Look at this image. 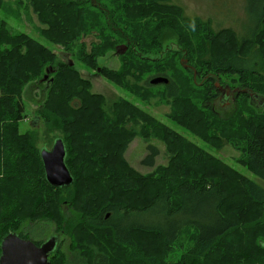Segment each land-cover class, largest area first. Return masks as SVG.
<instances>
[{
	"label": "trees",
	"instance_id": "1",
	"mask_svg": "<svg viewBox=\"0 0 264 264\" xmlns=\"http://www.w3.org/2000/svg\"><path fill=\"white\" fill-rule=\"evenodd\" d=\"M3 1L0 0V9ZM252 1L258 8L252 13L246 10L244 31L238 34L231 28L213 30L207 24L202 31L196 26L193 31L185 22L189 33L180 34L184 51L189 57L206 56L202 63L208 77H194L180 61L178 68L185 69L190 77H171L158 71L155 74L167 78L166 83H158L164 86L161 97L170 101L172 107L166 116L218 149L226 142L232 145L239 152L234 157L236 162L262 183L249 180L230 165L196 150L194 143L127 99L117 98L105 111L103 96L90 91V81L79 75L72 59H64L76 50L78 59L93 69L97 57L114 47V40L126 39L127 49L118 55L127 60L116 72L102 67L100 73L148 101L156 93L140 84L142 77H136V69L143 73L148 59L143 58L138 66L128 54L142 56L134 43L158 42L166 27L179 35L174 13L179 17L182 10L177 5L168 4V0H29L42 25L39 35L52 45L62 46L58 53L28 33L12 30L0 16V242L7 233L17 232L38 243L60 229L72 242L82 243L89 237L82 227L93 225L110 228L113 240L123 246V261L130 264H203L208 260L209 264H264V239L255 245L251 240L249 252L253 256L249 259H237L236 247L230 246L234 252L229 254L235 257L226 263L222 262L224 256L229 258L226 254L214 260L219 247L213 245L217 241L222 248L223 235L232 229L240 228L236 235L243 239L252 238L250 232L264 234V108L244 117L239 115L245 113L243 108L248 104L254 107L247 91L264 97V0ZM170 11L171 17L167 15ZM88 35L99 40L89 50L81 40ZM181 59H186V55ZM188 63L197 74L201 73ZM46 70L49 74L43 85L45 99L38 114L47 123L56 118L59 126L65 128L61 138L73 182L63 187L46 181L34 131L19 129L26 117L21 98L24 87L28 82H38ZM222 75H239L230 78L229 83L236 84L232 88L247 90L237 93L236 108L225 116L215 113L211 106L218 96L215 82L221 86H225L222 82L227 83L222 81ZM198 78L200 84L196 83ZM194 123L205 127L206 133L192 128ZM213 124L224 129L210 132ZM218 130L224 131L216 134ZM136 135L164 141L169 162L144 175L130 167L123 152ZM149 148L150 153L141 162L154 166L156 151L153 146ZM187 153L191 156H185ZM202 160L213 162V166L198 169ZM141 185L148 187L144 196L140 194ZM227 189H231L232 200L240 198L237 206L232 202L233 216L222 211ZM125 195L136 201L130 204L128 199L125 203L121 198ZM61 204L72 205L73 219L77 212L76 218L85 221L76 222L69 231V216L61 210ZM239 213L242 220L236 219H240ZM26 223H30L29 228H25ZM189 227L195 230L194 240L185 249L189 250L182 260L166 262L168 252ZM142 234L150 239L141 240ZM153 235L160 237L154 243ZM114 245L117 243L113 249ZM141 252L147 256L142 260ZM55 253L56 249L50 255V264H68L65 256L52 259ZM106 254L100 242H92L83 257L77 256L83 264H110Z\"/></svg>",
	"mask_w": 264,
	"mask_h": 264
},
{
	"label": "rangeland",
	"instance_id": "2",
	"mask_svg": "<svg viewBox=\"0 0 264 264\" xmlns=\"http://www.w3.org/2000/svg\"><path fill=\"white\" fill-rule=\"evenodd\" d=\"M91 3H93V0H89ZM168 4L177 5L181 8V16H176L174 13L175 23L180 27L179 35H176V32L174 29L165 28L164 34L159 35L158 42H151V43H134L136 51L140 52L142 56L134 55L132 57L131 54H127L131 56L129 60H133L139 64H142L144 61L143 58L148 59L145 64L147 65V68L145 69V73H141V70L138 68L136 77H142L140 78V84H142L145 87H150L156 95L154 97H151L148 101L141 100L137 98L134 94H131L130 92L124 90L122 87L117 86L113 81L109 80L105 76H103L100 71L102 67H106L111 70L118 71V68L122 66V62H125L127 59H123L120 57L122 52H118L116 47L118 45L123 46L126 44V39H116L113 42L114 47L112 49H109L106 51V53L102 56L97 57V64L96 67L93 69L88 68L86 65H84L79 59H78V53L76 50H71V55H65L64 59L67 60L68 58L72 59V62H74V65L76 69L78 70V73L81 77L86 78L90 81V91L93 93H99L104 98V106L103 108L105 111L109 110V106L111 103L116 100L117 98H124L129 100L131 103L139 107L140 109L144 110L151 116H153L157 121H159L161 124H164L168 128L175 130L179 135L184 136L189 141L194 143L196 145V150L208 155L213 160H218L223 164L230 165L233 167L236 171H238L242 176L246 177L249 180L257 181L258 183H262L252 172L247 170L242 165L238 164L234 157L238 155V150H236L232 145L229 143H225L221 149H218L211 144H207L202 140L200 137H198L196 134H194L189 129L182 127L178 125V123L171 118L166 116V113H171L172 107L170 104V101L167 102L164 97H161V93L164 90V86L161 84H153L149 83V79L159 76L160 74H155L156 71L166 73L170 75L171 77H190L189 73L185 69H179L180 64L179 61L182 58V56L186 55V59L188 62H191L193 66H196V69H199L201 71V74L204 75L206 73V68H203L205 65L202 62H206V56L202 54L203 56L197 57V55H193L189 57L187 56V52L184 51V42L180 41V34L182 33H189L188 30H186L187 23L192 24L195 23L196 28L199 27L200 31L203 30L205 25L207 24L210 29L218 30L221 28H231L235 33H241L243 30V23L246 21V10L250 11L251 13L256 11L258 8V5L256 2L252 0H168ZM90 4V2H88ZM173 11H170L167 15L171 17ZM0 16L3 17L9 27L14 31H23L31 35L32 37L40 40L47 46L51 47L52 50H54L56 53H58L59 50L62 49V46L60 45H52L48 41H46L43 37H41L38 33L39 27L42 25L37 21L35 13L32 11V8L29 5V0H4L3 1V7L0 9ZM187 22V23H185ZM195 28V29H196ZM115 37L112 36V38ZM81 40L85 42L86 49L89 50L93 44L98 43V38L93 35L88 36H82ZM141 48H143L141 51ZM63 50V49H62ZM154 61V62H153ZM71 62V64H72ZM153 62V63H152ZM124 64V63H123ZM154 64V65H153ZM155 65H158L155 69ZM183 67V66H182ZM184 68V67H183ZM158 69V70H157ZM162 69V70H160ZM49 74V73H48ZM44 75V74H43ZM155 75V76H154ZM222 81H227V83L222 82V85H228L230 88L233 86H236V84L229 83L230 78L233 77H240L239 75H222ZM246 77H253L250 75H246ZM34 80V79H33ZM47 78L43 79V76L38 78V82L32 81L28 82L24 90L22 92L21 98L23 100L24 106H25V114L26 117L20 122L19 129L20 131L24 132L27 130H33L34 131V142L37 147L42 148V146L50 147L52 144V141L55 137H62L64 136L65 128L60 124L59 121L56 118H50L48 120V123L44 121L40 115L38 114V110L42 109V105L45 99V89L43 88V85L46 83ZM196 83H201V79L198 78ZM152 85V86H150ZM170 99V97H168ZM223 98V97H222ZM234 100V99H233ZM228 105L225 102H222L221 99H218V96L215 98V100L212 101L211 106L214 109L215 113H218L219 115L225 116L226 114L230 113L232 110L236 108V103H238V97L232 101V97H228ZM260 103H264V97H260V100L257 99L256 101H253L252 107L250 104H248L246 107L243 108V111L245 113L239 114L241 117H244V115H250V113H254L257 108L263 109V107L259 106ZM35 117V118H34ZM190 125V124H189ZM194 129H199L200 133L204 134L206 133L207 129L204 127L202 128L198 123H194L190 125ZM223 126L216 124H213L210 127V132L214 131L215 129H222ZM224 129V128H223ZM224 130H218L216 134H220ZM215 132V131H214ZM149 146H153L155 148L156 154L154 155V166H148L143 164L141 161L150 153ZM185 156L190 157L191 153H187ZM123 157L125 158L127 164L132 167L135 171L139 172L140 174H147V173H153L156 171V167L158 165L165 166L169 162L170 153L167 149V146L164 141H162L159 138L154 137H143L141 135L134 136L128 143L126 149L123 152ZM202 160L200 163H203L202 165L199 163L198 169L202 168L203 166L205 168L206 165L213 166V162H209ZM141 175V176H143ZM147 185H141L140 194L141 196H144L145 192L148 190ZM231 189H227L226 192V201L222 207V211L224 214L228 216H233L232 214L235 212V208L232 202L235 204L238 203V198L235 200H232L233 195L230 193ZM119 193V191H118ZM139 194V195H140ZM241 196H243L241 193H239ZM147 196V195H146ZM124 202L126 203L128 199H131L130 204H133L134 198L132 196L125 195L124 197H121ZM70 204H61V210H63L65 215L69 216L68 227L69 231H71V226H75L76 222L80 223L85 220L77 219L76 217L79 216V213L76 212L75 219H73V215L71 214V208ZM237 206V204H236ZM264 206V204L262 205ZM238 214V213H237ZM72 215V216H71ZM239 217H236L237 220H242V213H239ZM71 218V219H70ZM30 223H26L25 228H29ZM52 226V224H51ZM54 227V226H53ZM93 227V228H92ZM88 232L89 237L87 239H84L82 243H76L72 242L71 237L67 235V233L64 230L58 229L56 230L59 242L56 247V253L53 255L52 259L54 257H66V260L68 261V264H83L82 258L80 259L79 256H82L84 253V250L87 249L88 245L93 243H99L102 245V248L105 251V254L109 258L110 264H130L129 262L126 263L125 260L123 261L122 255V248L123 246L118 243L117 241L113 240L112 234L109 227L105 228H99L94 227L93 225H89L87 227L84 225L82 227ZM92 228V229H90ZM240 228L238 229H232L230 232L223 235L222 239V248H220L217 241L213 242V245L217 248V251L215 252V258L214 260L218 259L220 257V254H226L229 256L223 257L224 263L228 262L230 259L233 262L234 261V254H229L230 251H233L230 249V246H235L237 253V259L241 256H246V259L251 258L253 255L251 252L252 242L255 243L258 240L264 239V234H258V233H251L252 235L250 238L249 236H246L245 239L243 237H239L236 235L238 233ZM263 228L261 229V231ZM53 230H51L52 232ZM151 234V233H150ZM254 234V235H253ZM239 235V234H238ZM47 235L46 237H48ZM141 240L147 241L150 238L146 237L142 234ZM195 237V230L193 228H185L183 232L180 234V238L175 243L172 250H170L167 254V257L165 259L166 262L168 261H178L182 260L184 257V253L187 252V249ZM45 237H43L44 239ZM158 235H153L151 242L154 243L159 240ZM230 239H235V241H231ZM243 239V240H242ZM140 240V241H141ZM139 241V242H140ZM246 241V242H245ZM117 243V246L114 245L115 249H113V244ZM217 242V243H216ZM224 245V246H223ZM141 247V246H140ZM72 248V249H71ZM78 248V251L80 249L82 251L75 252L73 249ZM142 248V247H141ZM143 249V248H142ZM148 252V251H147ZM159 252V250H158ZM75 253V254H74ZM263 254V252H262ZM83 257V256H82ZM141 260L145 256V253H140ZM149 257V256H148ZM154 258V257H153ZM236 259V260H237ZM222 260V259H220ZM210 260L206 262H203V264H209ZM60 264V263H59ZM138 264H144L139 262Z\"/></svg>",
	"mask_w": 264,
	"mask_h": 264
},
{
	"label": "water",
	"instance_id": "3",
	"mask_svg": "<svg viewBox=\"0 0 264 264\" xmlns=\"http://www.w3.org/2000/svg\"><path fill=\"white\" fill-rule=\"evenodd\" d=\"M123 47L125 48L126 46L123 45ZM48 73L49 71L46 70L43 79L47 78ZM166 82L167 78L163 76H156L150 79V83L153 84ZM215 85L218 86L221 93H227V96L229 95L228 90L236 93L247 91L237 87L231 89L228 85L221 86L217 81ZM247 92L252 104L253 101L260 100V96L252 91L249 90ZM233 99L235 100V97ZM263 105L264 103H260L258 107H263ZM39 154L43 164L45 179L51 186L63 187L73 182L72 174L65 163L66 150L61 137H55L50 147L42 146V148H39ZM57 241V234H53L37 245L31 239L19 236L17 232H9L0 242V264H50L49 255L55 251Z\"/></svg>",
	"mask_w": 264,
	"mask_h": 264
},
{
	"label": "flooded vegetation",
	"instance_id": "4",
	"mask_svg": "<svg viewBox=\"0 0 264 264\" xmlns=\"http://www.w3.org/2000/svg\"><path fill=\"white\" fill-rule=\"evenodd\" d=\"M122 48H124V47H123V46H120V45H118V46L116 47V49H117L118 52H120V51L122 50ZM126 49H127V47H125L122 51L124 52ZM133 51H135V50H133ZM123 52H122V53H123ZM135 52H136V51H135ZM137 53H138V52H137ZM180 62H181V64H182V66H183L186 70H189V71L191 70V71L193 72L194 77H208V76L205 75V74H204V75H202L201 73H198V74H197L196 71L193 70V68L191 67V64L188 63L187 59H180ZM217 91H218V99H221L222 102H225V100H226V104L228 103L227 100H228V97H229V96H231V97H232V101H234V100H233V97H235V96L237 95L236 92H230V90H228V92H229V95H228V96H227V93H223V92H222V93H223V94H222L221 91H220L219 89H218ZM222 97H223V98H222ZM262 104H263V103H262ZM227 105H228V104H227ZM53 234H54V233H51L50 235H53ZM50 235H49V236H50ZM45 238H47V237H45ZM45 238H44V239H45ZM44 239H43V240H44ZM43 240H42V241H43ZM42 241H41V242H42ZM41 242H38V243H36V244L39 245ZM58 242H59V239H58V241H57V245H58ZM57 245H56V247H57ZM52 253H53V252H52ZM52 253H51V254H52ZM51 254H50V255H51ZM50 255H49V258H50Z\"/></svg>",
	"mask_w": 264,
	"mask_h": 264
},
{
	"label": "clouds",
	"instance_id": "5",
	"mask_svg": "<svg viewBox=\"0 0 264 264\" xmlns=\"http://www.w3.org/2000/svg\"><path fill=\"white\" fill-rule=\"evenodd\" d=\"M189 27H190L193 31H195V23H194V22H193L192 24H190Z\"/></svg>",
	"mask_w": 264,
	"mask_h": 264
},
{
	"label": "bare ground",
	"instance_id": "6",
	"mask_svg": "<svg viewBox=\"0 0 264 264\" xmlns=\"http://www.w3.org/2000/svg\"><path fill=\"white\" fill-rule=\"evenodd\" d=\"M35 118V117H34Z\"/></svg>",
	"mask_w": 264,
	"mask_h": 264
}]
</instances>
